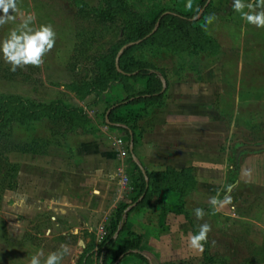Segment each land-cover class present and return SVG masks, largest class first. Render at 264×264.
I'll return each mask as SVG.
<instances>
[{
  "label": "rangeland",
  "instance_id": "obj_1",
  "mask_svg": "<svg viewBox=\"0 0 264 264\" xmlns=\"http://www.w3.org/2000/svg\"><path fill=\"white\" fill-rule=\"evenodd\" d=\"M118 1L126 13L138 19H146L150 14L161 10L193 15L197 13L196 9L200 13L203 4V0H193V11H187L185 5L188 0ZM110 2L111 0H17V11L10 12L15 20L0 26V41L22 23L26 16L34 14L35 22L32 26L51 24L56 32V42L44 57L42 67L27 66L12 72L0 54V95H20L46 105L62 101L69 109L86 110L90 122L102 123L101 126L107 124L109 127L102 117V107L89 105L93 97L86 91L83 92V87L95 82L99 72L97 63L101 58L110 54L115 47L119 56L127 46L126 21L114 12L112 19L108 12L109 9L114 11ZM232 3L233 0H212L203 19L196 24L202 29L205 17L215 14L217 19L209 25L211 34L207 35L216 43L217 53H187L180 57L157 44L149 43L132 55L133 59L148 61L163 72L166 90L168 77L175 80L187 76L199 78L207 70L221 72L226 88L225 95L223 94L225 100H221L225 103L222 107L226 112L221 121L228 126L225 130L228 132L227 140L217 145L212 143V150L218 148L228 152L230 175L227 185L233 187L227 195L232 197V202L213 214L209 204L198 203L196 197L191 199L193 214L196 208H202L206 213L202 220H197L194 215L195 234L199 231V225H211L207 242L204 243L208 247L203 252L195 250L193 257L181 256L173 264H250L251 260L264 264V153L242 154L237 169L233 163L240 146L264 143V29L243 21L233 11ZM100 14L104 19L99 18ZM131 83L134 91L142 87L140 83ZM240 92L242 96L239 99ZM141 121L142 115L132 123L137 128ZM58 125L49 118H44L25 126L14 122L6 128L5 132L9 135L6 143L9 141L14 146L21 145L22 149L3 157L0 155V186L3 187L0 190V206L5 192L10 190L7 187L10 182L15 189L17 172L22 167L27 171L29 167L24 163L23 166L13 164V158L27 159L28 156H34V159H40L52 150H68L69 142L77 134L93 133V128L88 126V130L78 129L62 136L61 133L66 129ZM24 147H27V151ZM7 161L9 164L5 163ZM212 166L213 169L221 164L216 160ZM117 181L116 170L114 182ZM225 194L224 188L220 198L223 199ZM165 199L170 205L169 209H174V196L166 195ZM252 222H257L258 225H252ZM3 228L5 230L0 231V264H30L36 249L32 247L27 250L26 247L32 243L26 238H14L10 228ZM44 242L41 238L34 244L41 248ZM76 248L84 254L68 259L67 264H87V259L89 264H94L92 254L85 249L83 243ZM65 255L70 257L67 251ZM45 260L46 257L41 255V264ZM140 261L141 259L127 257L121 264H146L144 260Z\"/></svg>",
  "mask_w": 264,
  "mask_h": 264
},
{
  "label": "crops",
  "instance_id": "obj_2",
  "mask_svg": "<svg viewBox=\"0 0 264 264\" xmlns=\"http://www.w3.org/2000/svg\"><path fill=\"white\" fill-rule=\"evenodd\" d=\"M223 80L221 72L212 70L199 78L187 76L175 80L168 77L162 99L141 114L142 121L136 128L138 139L130 145L126 159L129 176L135 175L131 167L133 162L145 173L191 170L196 187L184 198L185 213L182 214L164 210L165 190L155 193L141 206L133 204L127 217V232L118 237L105 264H111L116 258V250L128 238L129 232L140 237L139 251L146 258L129 254L116 264L123 263L127 257L144 260L146 264H173L181 256H194L195 249L189 246L187 239L189 233L195 234L190 201L196 197L198 203L209 204L210 197L224 191L230 175L228 152L218 148L212 150V143L217 145L227 140L225 130L228 126L221 121L226 112L222 107L225 103L221 102L225 100ZM240 96L241 92L239 99ZM126 97L124 88L114 85L102 94L97 105L104 112ZM101 124L95 123L92 134H77L69 142L68 150H52L40 159L27 155H24L27 159H12L15 165L23 166L24 163L29 167L27 171L22 167L17 172L15 189L3 196L0 231L6 226L12 230L14 238H26L32 243L26 249L34 247V255L42 252L47 259L49 253H60L61 264L83 255L84 252L76 248L83 243L92 254L94 264H101L98 257L100 228L108 225L120 204L130 203L134 196L123 193L118 182H114L120 157L116 147L101 131ZM109 132L127 138L124 131L110 127ZM216 160L221 166L212 169ZM41 238L45 242L39 248L34 243ZM66 251L70 257L65 255ZM249 263L260 264L253 260Z\"/></svg>",
  "mask_w": 264,
  "mask_h": 264
},
{
  "label": "trees",
  "instance_id": "obj_3",
  "mask_svg": "<svg viewBox=\"0 0 264 264\" xmlns=\"http://www.w3.org/2000/svg\"><path fill=\"white\" fill-rule=\"evenodd\" d=\"M207 1L203 0L201 11ZM110 4L114 10H108L112 19L114 12L126 21L125 32L128 36L125 45L127 46L123 53L119 55V60L118 49L115 47L110 54L98 61L99 72L97 78L95 82L85 84L83 92L86 91L90 97H93V101L89 105H97L102 94L109 91L112 86L120 85L124 88L127 97L111 107H107L102 117L106 122V115L109 113V128L124 131L127 134L126 141L130 145H134L137 142L138 135L132 122L136 121L149 106L162 99L165 94L166 83L164 81L165 75L160 69L148 61L133 59V53L149 43L157 44L180 57L187 53L213 55L217 53L218 47L210 36L196 26L203 19L210 5L204 13L200 11L198 14L189 15L175 10H161L150 14L146 19H138L131 17L128 12L126 13L125 8L118 0H111ZM99 18L102 19L103 15L100 14ZM131 81L140 83L142 87L134 91ZM139 106L144 107L138 108ZM44 118H49L55 124H59L58 127L60 128L64 127L66 131L61 133L62 136L70 131L88 130L96 126L89 121L86 110L82 108L69 109L62 101L46 105L20 95H0L1 157L22 149L21 145L14 146L9 141L6 143V138L9 136L5 132L7 127L14 122L20 126L32 125ZM2 141L4 142L2 143ZM23 149L27 151V147ZM5 163L9 164L8 161ZM233 163L235 169H237L239 163L236 161V157H234ZM131 166L135 171V175L131 177L134 196L130 203H122L117 207L106 226L107 234L100 243L98 250L101 264H105L106 259L111 255L116 247L118 237L127 232V217L133 204L137 203V207L141 206L149 201L155 193L165 190L167 195L174 196L176 205L174 209H169L170 205L166 202L164 210L182 214L185 213L184 198L196 187V180L191 170H185L181 173L168 171L164 174H155L140 171L138 165L134 162ZM7 187L12 190L14 185L10 182ZM2 189L3 187L0 186V190ZM142 197L144 198L142 199ZM140 243V237L129 232L128 238L116 250V258L111 264L118 263L121 258H125L129 254H137L142 258H146L139 251ZM86 263L89 264V259L86 260Z\"/></svg>",
  "mask_w": 264,
  "mask_h": 264
},
{
  "label": "clouds",
  "instance_id": "obj_4",
  "mask_svg": "<svg viewBox=\"0 0 264 264\" xmlns=\"http://www.w3.org/2000/svg\"><path fill=\"white\" fill-rule=\"evenodd\" d=\"M187 11H193V0H188L185 5ZM232 9L240 15V18L247 24L256 28L264 29V0H233ZM247 9V11L245 10ZM17 11V0H0V26L15 20V16L10 14ZM199 13V9H196ZM217 17L215 14H210L205 17V22L202 25V30L206 34L209 32L211 25ZM35 15L29 14L24 18L16 28L10 30L9 34L0 41V54L3 60L10 66V71L15 72L17 69H24L27 66L42 67L44 57L54 48L56 42V32L51 24H41L33 27ZM232 185H227L225 188V196L220 198L219 192L217 195L210 197L209 204L213 210V214L223 208L225 205L232 202V197L227 195L232 191ZM202 208L194 209V215L197 220H202L205 216ZM211 231V225L203 223L199 225V231L196 234L189 233L188 243L192 249L199 252L204 251V243L207 242V235ZM64 247V246H62ZM42 252L31 257L30 264H41L40 256ZM63 259L58 252L49 253L44 264H60Z\"/></svg>",
  "mask_w": 264,
  "mask_h": 264
},
{
  "label": "built area",
  "instance_id": "obj_5",
  "mask_svg": "<svg viewBox=\"0 0 264 264\" xmlns=\"http://www.w3.org/2000/svg\"><path fill=\"white\" fill-rule=\"evenodd\" d=\"M93 114V113H92ZM101 131L104 132L108 139L113 143V145L116 147L119 157H120V165L117 169V182L119 189L126 194H132L133 193V187H132V180L128 173V166L126 163V159L129 156L130 152V144L125 140L124 137H118L115 135H111L109 132L108 125L104 124L101 126ZM107 231L106 227L101 226L100 228V239L99 242L101 243L103 238L106 236Z\"/></svg>",
  "mask_w": 264,
  "mask_h": 264
},
{
  "label": "water",
  "instance_id": "obj_6",
  "mask_svg": "<svg viewBox=\"0 0 264 264\" xmlns=\"http://www.w3.org/2000/svg\"><path fill=\"white\" fill-rule=\"evenodd\" d=\"M212 0H208L202 13L207 9V7L211 4ZM120 56L118 57L119 60ZM109 113L106 116L107 123L109 124L108 120ZM264 152V143H259V144H245L242 145L238 148L237 153H236V161L239 162V159L242 154L244 153H261ZM131 153H133V146L131 147Z\"/></svg>",
  "mask_w": 264,
  "mask_h": 264
}]
</instances>
